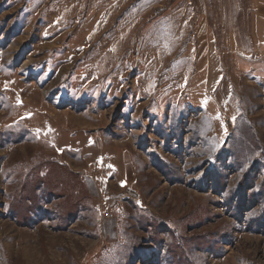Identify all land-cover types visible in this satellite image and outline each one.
Instances as JSON below:
<instances>
[{
  "label": "rangeland",
  "instance_id": "rangeland-1",
  "mask_svg": "<svg viewBox=\"0 0 264 264\" xmlns=\"http://www.w3.org/2000/svg\"><path fill=\"white\" fill-rule=\"evenodd\" d=\"M0 264H264V0H0Z\"/></svg>",
  "mask_w": 264,
  "mask_h": 264
},
{
  "label": "snow or ice",
  "instance_id": "snow-or-ice-1",
  "mask_svg": "<svg viewBox=\"0 0 264 264\" xmlns=\"http://www.w3.org/2000/svg\"><path fill=\"white\" fill-rule=\"evenodd\" d=\"M234 119V118H233Z\"/></svg>",
  "mask_w": 264,
  "mask_h": 264
}]
</instances>
